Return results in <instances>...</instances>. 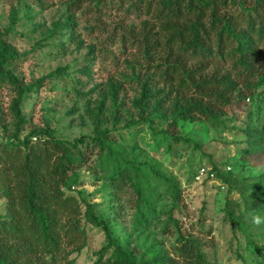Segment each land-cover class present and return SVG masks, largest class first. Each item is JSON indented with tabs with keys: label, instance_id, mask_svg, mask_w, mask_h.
<instances>
[{
	"label": "rangeland",
	"instance_id": "obj_1",
	"mask_svg": "<svg viewBox=\"0 0 264 264\" xmlns=\"http://www.w3.org/2000/svg\"><path fill=\"white\" fill-rule=\"evenodd\" d=\"M226 1L220 14L233 17L239 41L224 57L179 61L197 79L223 81V103L207 118L185 113L176 82H164L171 60L143 4L0 0V72L17 79L0 73V146L85 136L71 191L137 260L169 255L190 234L212 262L264 264V0ZM238 42L261 55L239 59ZM97 130L108 148L91 141ZM202 166L214 176L197 178ZM4 204L0 196V214ZM82 224L86 244L68 264L105 261L102 225L89 216Z\"/></svg>",
	"mask_w": 264,
	"mask_h": 264
},
{
	"label": "trees",
	"instance_id": "obj_2",
	"mask_svg": "<svg viewBox=\"0 0 264 264\" xmlns=\"http://www.w3.org/2000/svg\"><path fill=\"white\" fill-rule=\"evenodd\" d=\"M136 2L143 4L153 20L158 21L162 32L156 44L166 51L167 60H171L162 72L164 82H171L172 86L176 82L177 93L187 105L185 113L213 116L214 104L221 106L225 98L219 92L223 81L197 79L189 71L182 72L179 61L181 56L204 57L207 53L224 57L227 45L239 41L233 17L220 14L227 1L130 0L134 6ZM235 51L239 59L261 55L254 48H251L252 54H248L240 42ZM0 73L16 83V77L10 72ZM180 90L188 91L189 95ZM22 95L23 91L14 105L17 118H21L18 103ZM103 133L97 130L91 138L100 149L108 148L101 140ZM85 138L66 141L48 136L32 141L30 136L22 140L12 137L0 146V196L5 198L4 212L0 214V264H68L69 255L86 244L84 216L102 225L107 246L112 248L110 257L97 264H217L206 257L199 242L190 234H179L169 255L151 260H137L130 250L118 243L107 225L97 219L91 206L71 191L70 176L79 166L76 154L83 158L79 148L86 144ZM172 138L190 141L178 135Z\"/></svg>",
	"mask_w": 264,
	"mask_h": 264
},
{
	"label": "built area",
	"instance_id": "obj_3",
	"mask_svg": "<svg viewBox=\"0 0 264 264\" xmlns=\"http://www.w3.org/2000/svg\"><path fill=\"white\" fill-rule=\"evenodd\" d=\"M33 139H36V137H33ZM214 176V173L212 171H210L209 168H206L204 166L200 167L198 169V174H197V178H203L204 176Z\"/></svg>",
	"mask_w": 264,
	"mask_h": 264
},
{
	"label": "clouds",
	"instance_id": "obj_4",
	"mask_svg": "<svg viewBox=\"0 0 264 264\" xmlns=\"http://www.w3.org/2000/svg\"><path fill=\"white\" fill-rule=\"evenodd\" d=\"M254 223L260 224L261 223L260 218L259 217L254 218Z\"/></svg>",
	"mask_w": 264,
	"mask_h": 264
}]
</instances>
